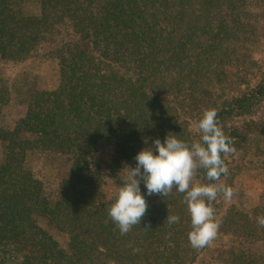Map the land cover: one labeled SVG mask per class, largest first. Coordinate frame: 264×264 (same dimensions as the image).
Segmentation results:
<instances>
[{
  "label": "trees",
  "instance_id": "16d2710c",
  "mask_svg": "<svg viewBox=\"0 0 264 264\" xmlns=\"http://www.w3.org/2000/svg\"><path fill=\"white\" fill-rule=\"evenodd\" d=\"M38 2V12L28 14L25 0H0V60L53 56L60 73L55 90L33 93L14 130L0 128V141L6 144L0 165V246L12 253L9 261L197 264L208 246L191 247V216L184 194L175 189L164 198L147 196L141 183L147 214L140 225L120 234L107 215L115 196L105 199L98 144L114 142L107 176L122 187L125 166L135 167L134 157L155 139L163 143L170 133L191 144L196 141L191 124L204 110L217 111L220 127L263 102L264 75L221 105L213 87L228 80L230 68L244 65L251 45L264 37V0ZM7 100L8 90L0 87V111ZM35 149L70 160L69 178L54 204L26 165L27 154ZM222 158L229 175L227 157ZM205 175L198 169L203 184L209 183ZM168 215L179 216V223L169 225ZM236 215L231 212L222 229L264 237V228L252 221L242 224ZM134 248L139 249L135 254ZM242 257L233 255V264H264L262 257Z\"/></svg>",
  "mask_w": 264,
  "mask_h": 264
},
{
  "label": "rangeland",
  "instance_id": "374dc122",
  "mask_svg": "<svg viewBox=\"0 0 264 264\" xmlns=\"http://www.w3.org/2000/svg\"><path fill=\"white\" fill-rule=\"evenodd\" d=\"M38 0H25L28 14L38 12ZM229 78L213 87L216 102L221 105L225 100L240 95L249 87H254L264 75V37L251 45L250 55L244 65L229 69ZM60 81L58 61L53 56L31 58L24 62L0 60V87L8 90V100L0 111V128L12 131L25 117L31 96L36 91L55 90ZM10 88V89H9ZM250 112L226 119L220 126L225 136L231 138L235 152L227 154L230 174L224 184L233 189L231 200L218 194L215 221L219 223L216 238L198 258L197 264H233V255L243 259H264V237L249 238L241 232L222 229L225 219L237 214L242 224L253 222L264 216V101L253 103ZM198 122L191 124L196 138L200 140ZM239 136V137H238ZM5 143L0 141V165L5 156ZM115 154V144L111 140H102L98 144V156L103 173L106 175L103 192L106 200L116 196L120 186L116 180L108 177L109 167ZM27 167L43 186L44 195L56 203L60 197L61 184L70 175L71 163L67 156L35 149L27 154ZM193 184H203L197 176ZM127 176V171L125 175ZM246 217L247 219L241 218ZM55 237L63 243L68 238L51 226L47 220L39 219ZM12 253L7 247L0 246V264H14L9 261ZM251 257H247V256Z\"/></svg>",
  "mask_w": 264,
  "mask_h": 264
},
{
  "label": "clouds",
  "instance_id": "9594fccd",
  "mask_svg": "<svg viewBox=\"0 0 264 264\" xmlns=\"http://www.w3.org/2000/svg\"><path fill=\"white\" fill-rule=\"evenodd\" d=\"M218 113L206 109L198 122L200 140L191 144L168 134L162 143L155 139L151 147L142 149L135 157V167L125 166L127 178L118 189L107 215L121 235H126L146 216L148 204L141 194L140 185L146 188V195L163 198L175 189L184 194L183 200L191 216L188 240L194 249L210 246L216 238L219 223L215 221L213 204L218 194L231 200L233 189L221 183V177L228 175V167L222 154L235 152L231 138L225 136L219 127ZM198 169L205 170L206 184H193ZM257 225L264 228V216H258ZM179 216L168 215L169 225L179 223ZM150 229V225L143 228ZM139 249L134 248L133 254Z\"/></svg>",
  "mask_w": 264,
  "mask_h": 264
}]
</instances>
